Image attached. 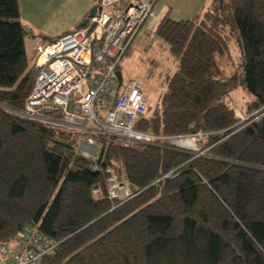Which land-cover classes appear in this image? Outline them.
Returning a JSON list of instances; mask_svg holds the SVG:
<instances>
[{"label":"trees","instance_id":"trees-1","mask_svg":"<svg viewBox=\"0 0 264 264\" xmlns=\"http://www.w3.org/2000/svg\"><path fill=\"white\" fill-rule=\"evenodd\" d=\"M23 27L19 0H0V243L33 225L55 243L42 264H264V0H212L156 31L176 70L135 128L210 133L206 153L97 137L98 171L85 134L21 115L38 73ZM240 88L254 97L245 122L227 105ZM115 165L138 191L121 204L94 196Z\"/></svg>","mask_w":264,"mask_h":264},{"label":"built area","instance_id":"built-area-1","mask_svg":"<svg viewBox=\"0 0 264 264\" xmlns=\"http://www.w3.org/2000/svg\"><path fill=\"white\" fill-rule=\"evenodd\" d=\"M88 1L96 13L86 27L37 47L35 58L43 65L37 67L21 115L32 122L85 134L78 148L83 157L94 161L93 171L100 169L101 161L97 137L124 146L161 143L203 156L210 133L161 137L138 131L136 123L149 116L150 99L140 81L119 85L120 64L136 37L142 29L156 32L160 25L154 11L157 0ZM231 103L227 98V105ZM105 173L106 192L94 191L98 200L121 204L138 193L119 165L107 167ZM54 248L55 243L31 225L13 241L0 243V264H42Z\"/></svg>","mask_w":264,"mask_h":264},{"label":"rangeland","instance_id":"rangeland-1","mask_svg":"<svg viewBox=\"0 0 264 264\" xmlns=\"http://www.w3.org/2000/svg\"><path fill=\"white\" fill-rule=\"evenodd\" d=\"M19 4L23 26L29 30L32 28L30 35L46 42L53 36L57 38L60 34L71 32V28L76 26V21L84 12L80 0H19ZM90 5L87 9L89 13ZM207 7L206 0H157L154 11L159 19L168 16L173 20L182 21L195 19ZM85 20L88 22L91 20L89 15ZM233 50L235 67V63L238 64V52L237 49ZM219 64L227 75L233 71L232 61L226 62L222 59ZM42 65L43 62L39 57L30 60L31 67ZM175 70L176 63L168 45L157 37L156 32H146L144 29L136 37L119 67L124 86L134 80L142 82L147 95L152 96L149 98L152 108L156 106L165 89L168 75ZM230 99L232 103L229 107L242 122L248 117V105L254 100L253 95L240 88L231 95Z\"/></svg>","mask_w":264,"mask_h":264},{"label":"crops","instance_id":"crops-1","mask_svg":"<svg viewBox=\"0 0 264 264\" xmlns=\"http://www.w3.org/2000/svg\"><path fill=\"white\" fill-rule=\"evenodd\" d=\"M88 1V0H87ZM86 0H80V2H81V4H82V6H84V12H83V14L81 15V17L76 21V26H74L73 28H71V30L72 31H76V30H78V29H80L81 28V24L82 23H84L85 21H87V20H85V19H87L88 18V15L90 16V13H91V11H92V9H93V5L89 2H87ZM212 2V0H206V5L208 6V5H210V3ZM91 4V5H90ZM88 5H90L91 6V10H90V13L89 12H87L88 10ZM160 21L162 20V18L161 19H159ZM80 23V24H79ZM70 30V31H71ZM30 31L32 32L33 30H32V28L30 29ZM71 31V32H72ZM67 33V32H66ZM60 35H62L63 36V34H60ZM59 35V36H60ZM58 36V37H59ZM53 37H56V36H53ZM50 38L47 42L46 41H44L43 39H37L34 35H28L27 36V38H26V43H27V46H28V55H29V57H30V60L31 59H33V58H35V55H36V49H37V47L39 46V45H44V44H46V43H49L51 40H53V39H56V38ZM57 37V38H58Z\"/></svg>","mask_w":264,"mask_h":264},{"label":"water","instance_id":"water-1","mask_svg":"<svg viewBox=\"0 0 264 264\" xmlns=\"http://www.w3.org/2000/svg\"><path fill=\"white\" fill-rule=\"evenodd\" d=\"M220 1H221V3L223 2V0H220ZM95 13H96V9L93 8L92 11H91V13H90L89 18H93V17L95 16ZM87 23H88V21H85L84 23H82V24L80 25L81 28L86 27ZM23 29H24V32H25L26 34H31L30 30H29L27 27H23ZM117 75H118V79H119V85L121 86V85L123 84V77H122V74H121V72L119 71V72L117 73ZM51 148H53V146H51Z\"/></svg>","mask_w":264,"mask_h":264}]
</instances>
